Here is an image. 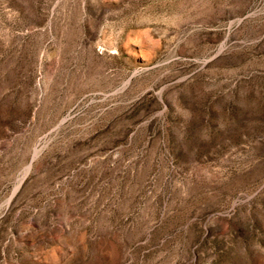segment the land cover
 <instances>
[{"label": "rangeland", "instance_id": "rangeland-1", "mask_svg": "<svg viewBox=\"0 0 264 264\" xmlns=\"http://www.w3.org/2000/svg\"><path fill=\"white\" fill-rule=\"evenodd\" d=\"M0 264H264V0H0Z\"/></svg>", "mask_w": 264, "mask_h": 264}]
</instances>
